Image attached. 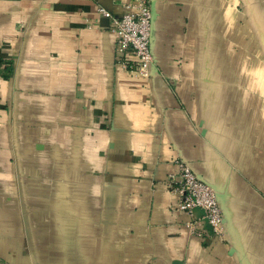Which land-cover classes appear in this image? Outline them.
<instances>
[{"label":"crops","instance_id":"obj_1","mask_svg":"<svg viewBox=\"0 0 264 264\" xmlns=\"http://www.w3.org/2000/svg\"><path fill=\"white\" fill-rule=\"evenodd\" d=\"M133 1L0 0V264H264V0H149L146 76L98 11ZM175 162L221 236L174 211Z\"/></svg>","mask_w":264,"mask_h":264},{"label":"built area","instance_id":"obj_2","mask_svg":"<svg viewBox=\"0 0 264 264\" xmlns=\"http://www.w3.org/2000/svg\"><path fill=\"white\" fill-rule=\"evenodd\" d=\"M120 16L103 7L98 11L110 21L115 36L116 64L135 76H146L153 64L150 52L152 13L149 0H134L125 5ZM132 62V63H131ZM176 172L167 176L166 187L175 196L173 209L192 219L188 227L193 232L199 221H204L212 235H222L224 213L211 185L197 177L184 163L175 162ZM197 214V218L194 215ZM203 233V232H202Z\"/></svg>","mask_w":264,"mask_h":264},{"label":"water","instance_id":"obj_3","mask_svg":"<svg viewBox=\"0 0 264 264\" xmlns=\"http://www.w3.org/2000/svg\"><path fill=\"white\" fill-rule=\"evenodd\" d=\"M151 13H152V10H151ZM153 19V18H152ZM213 188V187H212ZM214 189V188H213ZM215 190V189H214ZM216 192V191H215ZM217 193V192H216ZM217 199H218V201H219V203H220V197H219V195H218V193H217ZM223 210V209H222ZM224 213V212H223Z\"/></svg>","mask_w":264,"mask_h":264}]
</instances>
